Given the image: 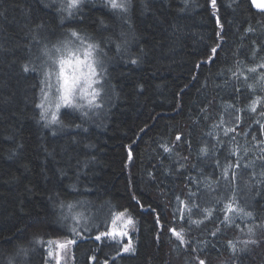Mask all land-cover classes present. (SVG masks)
<instances>
[{
  "label": "trees",
  "instance_id": "1",
  "mask_svg": "<svg viewBox=\"0 0 264 264\" xmlns=\"http://www.w3.org/2000/svg\"><path fill=\"white\" fill-rule=\"evenodd\" d=\"M59 1L0 0V264H55L48 241L68 238L77 244L67 264H196L197 255L233 264L227 242L246 239L245 224L260 243L234 264H264V131L256 122L264 123V102L248 111L251 99L264 97L255 79L264 69L246 73L247 81L233 75L264 63V15L248 0H217L221 41L208 0H131L126 14L85 0L72 18ZM69 29L99 45L101 107L86 116L64 108L62 123L45 126L36 107L42 49ZM218 42L222 50L205 62ZM25 63L37 71L23 73ZM226 127L235 131L225 134ZM229 164L236 181L222 178ZM233 193L253 214L235 220L240 228L221 223ZM181 201L199 204L192 210L199 225ZM124 208L135 221L136 253L117 256L118 245L94 237L105 231L110 210ZM86 217L92 227L82 231ZM169 228L191 243L181 245Z\"/></svg>",
  "mask_w": 264,
  "mask_h": 264
},
{
  "label": "snow or ice",
  "instance_id": "2",
  "mask_svg": "<svg viewBox=\"0 0 264 264\" xmlns=\"http://www.w3.org/2000/svg\"><path fill=\"white\" fill-rule=\"evenodd\" d=\"M84 3L85 0H65V2L61 3L59 11L66 12L67 16L72 18L82 11ZM208 3L212 16L215 17L216 25L220 29V31L216 33V36L218 40L222 41L223 37L221 36V33L223 31V24L217 14L219 11L217 0H208ZM248 4L250 10H255L258 14L264 15V0H248ZM106 5L114 11L126 14L129 11L131 0H106ZM247 31L251 32L253 29L249 27ZM98 50V44L85 38L75 29H69L65 37L56 45H53L52 48L49 49L45 46L44 49H42V55L46 57V60L41 67L45 70L42 72L43 79L40 81L42 85L41 98L40 102L36 104V107L40 109V117L41 120L45 122V126L62 123L60 120V112L62 108L81 111L82 115L86 116L88 115V110L101 107L99 100L103 84L102 72L105 71V69H103L102 60L97 55ZM119 50L118 46L117 51ZM219 50H222V47L221 43L218 42L210 48L205 62L211 63L218 56ZM130 62L136 64L137 60L132 59ZM197 67H199V65H197ZM258 69H264V63H260L257 66L247 67L246 72L241 70L237 73H233V75L242 77L247 81L249 76L246 73H258ZM21 70L23 73L28 74L30 72H36L37 67L25 63L21 66ZM255 79L257 83L264 87V72L258 73ZM248 89L255 92L256 84H248ZM262 102H264V97L256 96L251 99L248 111L252 113L257 112V108ZM236 111L239 112L241 110ZM233 114L236 115V113ZM260 115L264 116V111H261ZM236 119L239 120L240 117L236 115ZM256 122L260 124V129L264 131V123H260V121ZM76 127L80 126L76 125ZM229 131H235V128L226 127L225 134ZM55 134L56 133L53 132V135ZM253 139L255 140V136ZM176 140L180 141L181 136L177 135ZM259 143L264 144V141ZM164 151L170 153L171 149L164 146ZM262 151H264V149H262ZM201 153L207 155L208 149L206 147L202 148ZM233 154L238 155V152L234 151ZM128 160H132L131 151L128 153ZM217 164L219 166V162H217ZM232 167L233 165L229 164L228 167L223 169L222 178L224 180H228L229 176L232 181L237 180V173L235 171H229ZM234 167H240L238 161L235 163ZM245 167H247V165H245ZM196 195V193H190V196ZM132 198L143 210V205L140 200L135 196ZM181 204L187 209L189 220H191L192 223L199 225L202 221L192 220V210L193 208H199V204L196 202H191L189 204L184 201H181ZM65 206L69 209L74 207L71 204H61V208ZM204 211L206 214L204 218H207L210 210L205 209ZM224 213V219L221 223L226 227L240 228V225L235 223L237 218L241 221H245L246 219H251L253 216L251 211H247L237 203L235 193L232 194L231 199L226 200L224 204ZM113 215L115 218H113ZM64 218L67 219V217ZM118 218H123L124 220L122 229H119L116 226V219ZM73 219L76 220L77 224L79 223L78 217H73ZM157 224H160L159 217H157ZM245 226L247 227L246 239L227 242V248L230 251V259H232L233 264L238 254L246 252L249 245H258L260 243L258 240L254 239V227L247 224H245ZM133 230H135V221L130 215V209H116L114 213L110 210L109 218L105 223V231L96 234L94 239L96 241L108 240L111 241L114 246L118 245L117 256H121L122 254L135 255L136 248L133 245L132 236L130 235V232ZM168 230L181 245L191 243V241L186 240L182 230L177 231L175 228H169ZM217 231H219V229H217ZM241 231H243V229H241ZM71 232L74 237L81 235L76 227H73ZM216 234L217 232H213L211 235L216 236ZM76 244L77 240L74 238H68L64 242H60L59 240H49V247L46 250L47 258L53 259L55 264H62V261L63 264H67L68 255L69 252H71L69 246H74ZM53 245H55V251L53 250ZM213 247H215V245H213ZM192 250L193 252L199 251L198 248H193ZM71 258L74 260V254ZM113 259H115V257H113ZM194 259L196 260V264H207V259L201 258L199 255L195 256ZM90 260L96 261V257L92 256L90 257ZM104 264H108L107 260ZM224 264H227V261H225Z\"/></svg>",
  "mask_w": 264,
  "mask_h": 264
},
{
  "label": "rangeland",
  "instance_id": "3",
  "mask_svg": "<svg viewBox=\"0 0 264 264\" xmlns=\"http://www.w3.org/2000/svg\"><path fill=\"white\" fill-rule=\"evenodd\" d=\"M103 1L106 2V0H103ZM63 2H65V0H60V1H59L60 5H61V3H63ZM63 38H64V37L60 38L59 40H57V41H55V42H53V43H50L49 45H46V46L50 49V48L53 47V45H56V44H57L60 40H62ZM98 57H99V56H98ZM45 60H46V57H44V56L41 54V64H40V67H39V72H40V75H41V78H42V79H43L42 72H43L45 69H44L43 67H41V66L44 64ZM53 82H54V81H53ZM40 98H41V97H40ZM62 109H64V108H62ZM62 109H61V110H62ZM73 217H75V215H73ZM73 217H72V221L75 220V219H73ZM120 221H123V219L120 220ZM123 223H124V222H121V223H119V225H117V223H116V226H117L119 229H122V228H123ZM91 227H92L91 219L88 218V217H86L84 223H82V226H81L80 230H82V231H88V230L91 229ZM52 247H53V250L55 251V245H53Z\"/></svg>",
  "mask_w": 264,
  "mask_h": 264
}]
</instances>
